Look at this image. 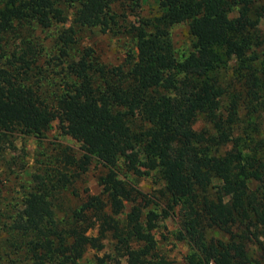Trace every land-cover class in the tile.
Instances as JSON below:
<instances>
[{
	"label": "trees",
	"instance_id": "obj_1",
	"mask_svg": "<svg viewBox=\"0 0 264 264\" xmlns=\"http://www.w3.org/2000/svg\"><path fill=\"white\" fill-rule=\"evenodd\" d=\"M123 1L0 0V141L15 131L41 137L57 120L82 149L78 158L61 147L65 164L78 176L94 160L107 168L99 176L102 194L63 210L56 201L71 182L68 174H34L38 183L23 193L0 232H9L26 264H122L120 258L169 264L155 250L158 213L150 211L145 221L138 206L121 218L128 201L146 196L128 174L120 176L123 162L137 177L157 174L173 204L188 203L185 223L199 261L264 264V137L248 135L246 142L235 136L244 104L252 113L264 106V32L257 25L264 0H157L156 14L123 25L136 50L126 61L108 65L86 48L66 61V78L52 100L34 80L36 46L25 40L19 49L3 45L8 33L20 39L33 26L66 22L65 4L75 8V25L113 29L127 17L114 8ZM180 23H188L194 37L185 59L171 36ZM60 39L68 56L75 31H63ZM200 116L206 124L197 129ZM214 228L227 237L208 236ZM109 234L119 257L106 253L83 263L89 250L104 249ZM251 241L258 246L254 255ZM2 252L0 264H19Z\"/></svg>",
	"mask_w": 264,
	"mask_h": 264
},
{
	"label": "rangeland",
	"instance_id": "obj_2",
	"mask_svg": "<svg viewBox=\"0 0 264 264\" xmlns=\"http://www.w3.org/2000/svg\"><path fill=\"white\" fill-rule=\"evenodd\" d=\"M68 15L66 22H55L50 27L33 26L25 30L24 37L14 39L15 34L8 33L9 42H6L7 49H19L26 42H32L36 46V52L40 55L38 68L33 72L34 80L40 86L45 97L53 99L58 90L59 83L66 78V61L72 58L78 59L86 48H91L98 59L108 65H117L126 61L130 52L135 50V40L125 32L123 25H138L142 17H150L159 11L157 0H126L114 5L118 13H125L127 17H119V25L113 29L103 31L101 27L78 26L73 23L74 6L63 5ZM234 11L232 15H235ZM258 27L264 32V16L258 22ZM65 30H74L76 43L71 45L69 55H63L60 34ZM171 36L175 45L177 55L185 59L193 50L194 37L188 23L175 25L171 30ZM235 60H231V66ZM231 73V70H230ZM228 77H231L230 74ZM229 105V98H225L223 106ZM255 113L248 112L244 108L240 111V121L236 125L235 136H241V141L248 142V135L257 139L264 137V106ZM203 116H200L195 123V128L201 129L205 126ZM9 140L0 141V225L5 220L9 221L10 211L19 207L22 203L23 193L31 185L38 183L34 174L40 173L55 179L59 171H63L71 179L66 187L62 188L59 198L56 201L61 210L79 206L84 200L93 194H102L103 187L99 183V176L107 172V168L94 160L89 169L80 176L74 171L75 167L65 164L60 156L59 149L69 146L70 151L76 157L82 156L81 144L70 134L64 133L59 122H53L51 128L41 137L35 134H26L15 131L9 136ZM247 138V139H246ZM231 144L227 146L230 148ZM128 179L146 194L136 202L126 203L124 214L121 218L135 207H141L144 211V220L148 219L150 211L158 213L155 221L154 235L156 238L157 257H162L169 264H204L199 261V254L194 242L189 238L185 221L187 220V206L185 201L180 204H173L171 197L166 192L165 183L157 174L137 177L122 162L120 176ZM219 184V180H214ZM105 197V195H103ZM239 228H237L238 231ZM96 234V231H93ZM208 236L226 238L227 234L218 228L210 229ZM13 238L9 232H0V248L8 258L16 259L19 264H26L22 251L14 245ZM105 247L101 251L89 250L83 259V263L96 262L98 257L110 253L119 257L116 239L109 234L104 240ZM249 251L256 254L258 246L255 242H249ZM122 264H127L125 258H120ZM213 264V263H210Z\"/></svg>",
	"mask_w": 264,
	"mask_h": 264
}]
</instances>
